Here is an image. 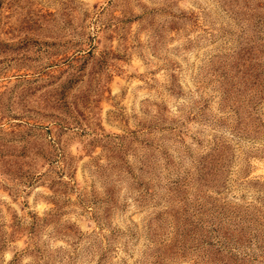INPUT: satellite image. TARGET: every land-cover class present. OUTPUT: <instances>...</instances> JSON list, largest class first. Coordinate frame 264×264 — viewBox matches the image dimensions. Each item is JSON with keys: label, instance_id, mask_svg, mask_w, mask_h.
<instances>
[{"label": "rangeland", "instance_id": "rangeland-1", "mask_svg": "<svg viewBox=\"0 0 264 264\" xmlns=\"http://www.w3.org/2000/svg\"><path fill=\"white\" fill-rule=\"evenodd\" d=\"M0 264H264V0H0Z\"/></svg>", "mask_w": 264, "mask_h": 264}]
</instances>
